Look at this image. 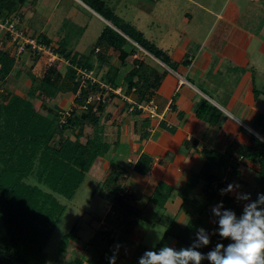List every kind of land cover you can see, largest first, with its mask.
I'll list each match as a JSON object with an SVG mask.
<instances>
[{"label":"trees","instance_id":"obj_1","mask_svg":"<svg viewBox=\"0 0 264 264\" xmlns=\"http://www.w3.org/2000/svg\"><path fill=\"white\" fill-rule=\"evenodd\" d=\"M26 1L0 0V19L17 13ZM84 2L123 33L122 35L106 25L99 34L95 46L105 44L117 50L120 66H127V59L134 55L136 57L132 61L131 69L123 77L120 68L110 66L100 82L93 83L91 80H86L85 86H81L78 70L93 71L92 54L96 47L88 56H84L68 49L70 40L68 35L61 39L56 48L50 46L51 41L44 35L36 36L38 41L50 48L52 53L66 62V65L64 72L60 71L61 62H57L49 65L41 78L32 76L29 96L44 103L45 99H52L59 92L70 91L75 94V104L70 112H58L56 109L44 115L35 107L33 101L21 96L7 97L0 102V264H46L42 259V249L58 217L63 212V206L51 193L23 182V179L33 172V168L38 165L39 184H44L52 192L71 200L95 161L99 157H106L109 153L112 144L104 138L101 114L106 105L103 95L115 94L106 92L101 85L113 89L121 87L124 94L136 95L133 99L136 104H144L158 89L165 74V72L157 71L153 67L154 63L150 61L152 59L125 37L127 36L136 45L165 63L164 60L167 59L160 51L143 40L139 32L128 25L121 26L119 20L109 8H106L102 0L90 2L84 0ZM63 26L76 28L67 21L63 23ZM36 55L38 60L39 54ZM96 59L99 62L104 61V56L99 54ZM15 64V57L0 50V82L6 80L11 74ZM156 66L159 65L156 64ZM89 86L91 90L100 94L99 100L94 104L87 103V87ZM132 88L135 92H131ZM77 108L82 110L79 115ZM133 112L141 113L137 108H134ZM195 115L198 119L214 125L219 121L221 111L207 100H201L195 109ZM84 125L91 126L92 131L85 142H82ZM161 126L165 128V124ZM67 130L73 133V139L62 136ZM56 135H59L61 139L54 145L52 142ZM144 138H146L145 134L142 136V139ZM203 153L206 157L204 165L192 176L181 193L183 205L188 202L195 204L196 216H191L185 227L178 225L173 216L166 225L162 241L155 246L154 250L163 247L167 238L174 239L180 245L192 246L196 239L197 228L200 226H206L210 236V243L199 248L202 253L214 249L218 243L225 245L231 242L230 238L220 235L219 227L211 231L208 223V220L219 218L212 209L220 201H223V208L232 209L238 216L242 213L230 192L221 194V189L227 188L221 175L227 172L229 160L225 154L214 150H204ZM238 155L242 159L248 156L256 165V190L257 193L264 192V144L245 153L239 151ZM152 166L153 158L146 153H141L132 171L147 177ZM230 168L232 174H239L236 164H232ZM123 172L122 169L112 170L107 181L117 180ZM199 182L202 183L200 188L202 199L196 200L191 195ZM111 189L113 197L110 203L114 218L110 221V225L116 224L117 229L115 233L109 229L97 230L94 233L86 244V250L90 254L87 264H110V257L113 255L116 256V262L119 256L118 249H122L127 244L135 228L145 218L144 210H139L132 203L133 194L130 196L125 194L123 189L116 185ZM171 191V187L160 182L149 197V202L158 209H164ZM16 219L19 221H15ZM26 228L29 229V243H24L27 249L23 251L19 249L17 242H14L11 236L25 232ZM75 230L76 225L62 239L59 244L60 252L65 251L67 240L75 233ZM117 245H119L118 248ZM146 250L147 247L144 245H137L134 253L135 264H138L139 258ZM67 264H83V260L76 259ZM201 264H211V262L204 259Z\"/></svg>","mask_w":264,"mask_h":264},{"label":"crops","instance_id":"obj_2","mask_svg":"<svg viewBox=\"0 0 264 264\" xmlns=\"http://www.w3.org/2000/svg\"><path fill=\"white\" fill-rule=\"evenodd\" d=\"M102 1L109 4L110 8L113 4L111 10L119 23L139 32L143 40L160 51L171 66L139 47L152 59L150 61L157 71L165 72L158 89L149 99L155 103L156 113L152 116L134 113L119 96L109 95L111 98L104 110L107 118L104 137L112 144L107 154L110 157H99L87 174L95 180L104 179L107 182L112 170H124L120 176L121 188L123 191L126 188L132 191V203L136 208L144 210L145 214L147 210L152 212L157 208L149 202L157 185L160 182L167 184L172 191L164 210L173 212L176 223L185 227L197 211L191 202L183 205L181 193L192 176L204 165V150H214L228 158L227 172L221 175L222 180L227 182L226 186L241 182L240 178L243 179L249 170L256 175V165L252 162L244 163L245 159L238 155V150H252L258 146L251 141L252 133L257 134L250 124L260 120L258 126L262 125L261 120L264 119V33H261L264 30H253L251 22L247 24L253 21L252 26L256 25L258 16L264 14V6H260L259 10H244L242 13L238 11L240 0ZM249 1L255 3L264 0ZM33 2L35 0H27L25 5L33 13L32 19L35 18L37 23L44 22L37 35L49 39L51 47L56 48L64 36L72 37L77 32L78 38L72 43L75 46L69 43V50L73 48V52L88 56L96 47L93 54L108 56L111 47L105 44L91 46L88 52L86 50L89 47L79 50L82 43L79 48L76 46L87 32L85 17L89 14L117 30L84 0H48L45 4L48 8L40 12ZM220 3L221 7L217 8ZM65 21L76 28L65 35L60 31V39L54 44L50 33L54 29L57 32ZM244 21L247 25H243ZM51 53L49 48L46 54ZM56 57L54 54L53 58ZM113 67L121 69L122 77L131 69L128 62L127 66ZM129 96L136 98L133 94ZM201 100H207L221 111L216 124L211 125L196 117L195 109ZM161 124H165V128ZM144 134L146 138L142 139ZM108 135L113 139L108 138ZM141 153L153 158V166L147 177L132 171ZM232 161L238 166L239 174L231 173ZM201 185V182L197 183L192 198L202 199V196L194 197ZM120 258L119 255L117 260Z\"/></svg>","mask_w":264,"mask_h":264},{"label":"rangeland","instance_id":"obj_3","mask_svg":"<svg viewBox=\"0 0 264 264\" xmlns=\"http://www.w3.org/2000/svg\"><path fill=\"white\" fill-rule=\"evenodd\" d=\"M47 2L48 0H35L33 4L36 6L37 11L40 12L42 9L48 8L45 6ZM221 3L217 4L218 5L217 8L221 7L220 6ZM105 5L106 8L109 7L110 10L112 7H114L113 4L111 8L109 4H105ZM260 6H264V1L254 3L249 0H240V4L238 5V11H242V13L245 11L252 12L253 9L259 10ZM230 7H232V5ZM230 7L228 8L227 11L230 10ZM17 14H19L21 17L20 28L22 27V29L26 31L25 36L27 38H29L30 36L36 37L35 35L41 32L40 30L43 27L42 23L44 22L37 23L35 18L32 19V17L34 16L31 10L29 9V6L27 5L22 6L18 10ZM125 17L123 18L127 19ZM252 22L253 21H249L247 23L250 25L251 29L254 30L255 28L256 30H260V29L264 30L263 28L264 14L260 15V17L258 16L256 25L252 26L253 24ZM85 23L88 24L87 32L83 36L82 41L80 39V43L78 42L76 46L79 48V46L82 43L79 50L82 51L83 47L84 48L89 47L88 50H86V52H88L90 47L96 44L100 33L99 31L108 24H106L104 21L100 20L99 18L95 17V15H90V14L85 17ZM247 24H245V21L243 22V25H247ZM120 25L123 26L122 24ZM57 27H59V25ZM72 30L73 29L70 28L69 26L64 27L62 24V26L57 30V32L54 29L53 32L50 33L52 42L54 41L53 43L56 44L57 40L60 39L59 38L60 31L65 35V33L72 32ZM261 33L263 34L264 32ZM77 38H78L77 32H75V35L70 37L69 43L72 44L73 42L76 41ZM73 46H75V44ZM19 47L20 46H15V44H13L10 41V37L8 36V34H5L4 32L0 31V50L7 52L9 55H12L13 57H15L16 60L15 67L11 72V74L8 76L6 80L0 82V102L2 101V99L4 100L7 97L11 98L15 96H21L33 101L35 107L40 111V113L44 115L50 114L49 113L50 111L54 112L56 109L58 112L59 111L70 112L75 104L74 103L75 94L70 91L59 92L52 99H45L44 103H41L37 98L29 96V91L31 88L30 86L32 83V76L38 79L41 78L44 75L47 68L49 67V65L55 64L57 62H61L62 66L60 67V71L64 72L66 62L61 60L59 57L53 58L54 54L52 53L51 54L40 53L38 55L39 59L37 60L36 59L37 53L34 52L29 46L25 45V48L22 51V53L18 52ZM137 47L139 48V46ZM72 50L75 51L73 48ZM117 53H118L117 50L111 48L108 52V56H104V61L101 62H99L96 59V54L92 55V61L94 64L92 77L96 81L100 82V79L105 75V73L109 69V66H120L117 59ZM133 59H134L133 57H129L127 59L128 66L131 65ZM164 61L166 65L171 66L169 61L167 60ZM174 65L176 66V64ZM18 71H20V73H17ZM122 72H125V70H123ZM87 90H88V98L91 99L90 101L91 104H94V102L98 100L97 98L100 94L99 92H95L94 90H91L90 86L87 87ZM103 96L105 99V103L107 104L108 100L111 97L107 93ZM77 110H78L77 114L79 115L82 110L78 108ZM106 121L107 118L105 117V112H104L101 114V122H102L101 124L103 128L107 126ZM258 121L255 124H250V127L254 130V133L257 134L255 135L252 133L250 138L254 145L257 144L258 147H260L262 143L264 144V140H262L264 139V119L261 120L262 125L259 126H258L259 123ZM91 131H92L91 126L84 125L83 135L81 138L82 142H85V140L91 135ZM62 136L69 137L71 139L74 138L73 133L69 130L65 131L64 135ZM107 137L113 139L111 135H108ZM60 139L61 138L59 137V135H56L52 144L56 145ZM238 151L245 153L250 150L246 148H240ZM234 161L231 162L233 165H235ZM247 162H251L248 156L246 157L244 163ZM118 170L119 169H117V171ZM37 171H38V165H36L33 168V172L28 177L23 179V182L27 185L30 184V185L38 186L44 192L51 193L59 202V204L63 206V212L61 216L58 217L55 226L51 231L50 237L47 240V242H45V245L42 249L43 261H45L46 264H67L72 260L80 259L83 260L84 264L85 262L87 263L88 260L90 259V254L86 250V244L89 242V240L94 235V233L100 229L101 230L109 229L113 231V233H115L114 231H116L117 229L116 224L110 225V221L114 218V214H113L114 211L111 209V203H110L111 202L110 200L113 197L111 187L113 188L115 185L116 187L117 186L121 187L122 184L120 181L121 178L117 177V180L105 182L104 179L102 181L95 180L90 174H87L85 175L83 182L77 189L73 198L69 200L60 194L52 192L46 185L39 184V182L37 181ZM254 174L255 172L249 170V173H247L246 176L242 177L243 179L240 178L242 183L240 181L232 183L239 185V187L236 188V190L233 189L232 192L230 191V193L234 194L235 199L238 201L237 204H239V207L241 208L242 211L246 201L237 199V194L250 193L251 199L252 200L256 199L257 190L255 185ZM235 180L237 181V178ZM196 191L197 192H195L194 197L195 196L201 197L200 189L197 188ZM194 207L196 208V206ZM154 210L155 211L152 212L148 210H147L148 212L146 211L144 220L135 228L127 244H125L123 249L120 248L118 249L121 258L118 259L115 264H135L134 253L138 244L144 245L145 247H147V250L149 249L154 250L155 246L162 241L166 229V225L169 222L168 218L171 219L173 218L174 215H172L173 212H171L170 210L166 211L164 209H157V208H155ZM186 219H188V217ZM218 220L219 218L214 220H208L211 231H214L215 230L214 228L219 227ZM15 221H19V219H16ZM74 225H76L75 233L67 240L66 243L67 246L65 248V251L60 252L59 251L60 242L66 235H68L71 232ZM200 227L197 228V231ZM203 228L207 229L206 226H203ZM28 230L29 229L26 228L25 232L22 231V233H17V235L11 236L13 241L17 242L19 249H22L23 251L27 249L25 248L24 243H29ZM165 245L174 247L176 249L187 247L186 245L183 244L182 245L177 244V242L172 238L165 239L164 246ZM226 245L227 244H225V246Z\"/></svg>","mask_w":264,"mask_h":264},{"label":"clouds","instance_id":"obj_4","mask_svg":"<svg viewBox=\"0 0 264 264\" xmlns=\"http://www.w3.org/2000/svg\"><path fill=\"white\" fill-rule=\"evenodd\" d=\"M238 187V184H229L221 189V194ZM237 199L246 201L239 216L232 209L223 208V201L212 209L219 217L220 235L231 240L226 246L218 243L214 249L202 253L199 248L210 243V236L200 227L192 246L176 249L165 245L158 250L149 249L138 264H201L204 259L211 264H264V192L257 193L255 200L250 193H238ZM115 260V255L110 257V264H115Z\"/></svg>","mask_w":264,"mask_h":264},{"label":"built area","instance_id":"obj_5","mask_svg":"<svg viewBox=\"0 0 264 264\" xmlns=\"http://www.w3.org/2000/svg\"><path fill=\"white\" fill-rule=\"evenodd\" d=\"M252 1H261V0H252ZM20 21H21V17L17 13H14L7 18L0 19V31L4 32L5 34H8V36L10 37V41L13 44H15V46H20L18 48L19 49L18 52L22 53V51L25 48V45L29 46L37 54L49 52V48L46 47V45L43 44L42 42L38 41L36 37L30 36L29 38H27L25 36L26 31L23 30L22 27L20 28L21 25ZM92 73L93 71H86L82 69L78 70V74L81 77V86H85L86 80H91L93 83L96 82V80L92 77ZM101 87L104 88L106 92H112L113 94L119 96L123 101L130 104V111H133L134 108H137V110H139L141 113H145L147 115L152 116L155 115L156 113V105L152 100H149L144 104H136L129 95L124 94V91L121 87L115 89L104 85H101ZM131 92H135V89L132 88ZM99 98L100 95L98 96L97 99L99 100ZM90 101L91 99L88 98L87 103H91ZM125 177L126 176H124V178ZM222 181L224 182L225 179H223ZM124 193L129 196L132 195V191H130L128 188L124 190Z\"/></svg>","mask_w":264,"mask_h":264}]
</instances>
